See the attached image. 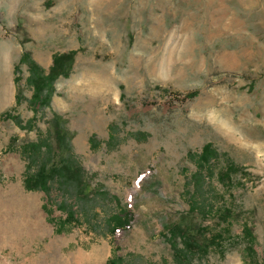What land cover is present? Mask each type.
I'll return each mask as SVG.
<instances>
[{
	"label": "rangeland",
	"instance_id": "rangeland-1",
	"mask_svg": "<svg viewBox=\"0 0 264 264\" xmlns=\"http://www.w3.org/2000/svg\"><path fill=\"white\" fill-rule=\"evenodd\" d=\"M70 51L68 77L36 115L20 66L16 106L21 54L48 72L53 55ZM53 114L85 181L107 194L68 197L78 217L61 233L58 189L48 216L45 195L23 186L20 153L42 140L57 153ZM205 144L216 156L196 183ZM118 208L134 220L112 236L108 218ZM174 225L210 243L207 252L177 262L167 234ZM109 259L264 264V0H0V264Z\"/></svg>",
	"mask_w": 264,
	"mask_h": 264
},
{
	"label": "trees",
	"instance_id": "trees-1",
	"mask_svg": "<svg viewBox=\"0 0 264 264\" xmlns=\"http://www.w3.org/2000/svg\"><path fill=\"white\" fill-rule=\"evenodd\" d=\"M75 51L68 53L55 54L52 56V64L48 72H45L38 66L28 53H22L18 63L14 66L13 82L17 88L14 99L15 105L22 102V95L17 85L20 81V66L27 67L28 76L25 80L26 85L31 89V98L28 103L31 110L36 115L39 109L49 107L52 95L54 93V82L60 77H68ZM189 98L195 96V93H189ZM3 119L11 120L19 127L24 128L17 116L6 112L2 115ZM34 117L27 121L24 125L25 130L33 128L32 123ZM64 120L57 114L52 115L51 126L54 128V140L57 143V153L53 152L51 144L48 142L37 141L35 143H27L20 148V153L28 161L26 173L24 175L23 186L27 191H39L46 197V203L42 207L43 211L49 216L51 211L50 201L51 192L55 188L58 189L59 197L55 200L54 206L62 214L57 225V232H63L64 228L71 224H76L77 213L74 205L68 197L74 199H89L94 194L107 196L101 189H92L90 184L85 181L83 169L75 163L70 150V134L64 128ZM216 156L211 144H205L201 153L197 156L196 172L193 179L199 183L202 178V172L206 170L205 166L210 164V160ZM227 170H233L228 167ZM194 182V183H195ZM194 211V210H193ZM224 216H230V212L226 211ZM134 220L133 212L128 208H118L108 218L109 232L112 236L117 233L126 232L131 228ZM203 231V229H201ZM244 233L248 236V229L243 228ZM168 241L172 248L174 259L179 262L187 259L195 253H206L209 244L197 242L192 239L190 228L184 229L177 225L168 229ZM208 244V245H207ZM114 250L117 248L113 241ZM251 247L248 250L251 252ZM106 264H116L115 259H109Z\"/></svg>",
	"mask_w": 264,
	"mask_h": 264
},
{
	"label": "bare ground",
	"instance_id": "bare-ground-1",
	"mask_svg": "<svg viewBox=\"0 0 264 264\" xmlns=\"http://www.w3.org/2000/svg\"><path fill=\"white\" fill-rule=\"evenodd\" d=\"M77 262H80L79 259L77 260ZM77 262H76V264H77ZM80 263H81V262H80ZM78 264H79V263H78Z\"/></svg>",
	"mask_w": 264,
	"mask_h": 264
}]
</instances>
